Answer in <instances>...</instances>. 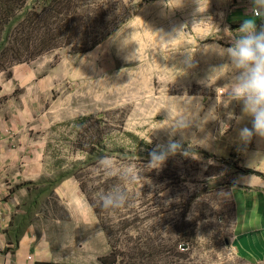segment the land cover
<instances>
[{"label": "rangeland", "instance_id": "374dc122", "mask_svg": "<svg viewBox=\"0 0 264 264\" xmlns=\"http://www.w3.org/2000/svg\"><path fill=\"white\" fill-rule=\"evenodd\" d=\"M4 2L0 73L35 70L42 80L28 104L44 176L14 189L17 232L41 248L36 264H248L233 249V189L259 176L244 171L260 173L263 150L257 135L239 137L251 128L242 104L225 102L233 2L74 0L76 38L61 37L63 15L47 11L39 21L48 0H26L11 14ZM43 41L57 47L27 61L26 44ZM179 107L195 114L184 129L174 123ZM171 142L179 147L150 164ZM106 164L128 178L107 175ZM114 185L127 200L104 209L98 197Z\"/></svg>", "mask_w": 264, "mask_h": 264}, {"label": "crops", "instance_id": "0c3cea01", "mask_svg": "<svg viewBox=\"0 0 264 264\" xmlns=\"http://www.w3.org/2000/svg\"><path fill=\"white\" fill-rule=\"evenodd\" d=\"M235 8L228 13L227 23L239 29L248 19H260L252 15L253 0H231ZM13 69L0 73V197L10 205L5 227L0 229V264L43 263L34 237L18 234L15 187L37 183L44 176L45 152L34 136L40 131L35 124V110L28 104L36 103L32 94L41 88V73ZM30 105V106H29ZM34 134V135H33ZM261 145L263 168L259 176L242 178L233 189L234 220L232 244L237 257L248 264H264V137L256 136ZM8 235L21 236L19 243L7 244ZM8 250V252H7ZM33 262H30V258Z\"/></svg>", "mask_w": 264, "mask_h": 264}, {"label": "clouds", "instance_id": "9594fccd", "mask_svg": "<svg viewBox=\"0 0 264 264\" xmlns=\"http://www.w3.org/2000/svg\"><path fill=\"white\" fill-rule=\"evenodd\" d=\"M255 7L251 9L254 17L264 18V0H253ZM231 62L233 75L227 86L225 102L236 101L242 104V111L251 117V128L243 127L239 130L242 141H250L253 135L264 137V24L259 28L255 19L245 20L233 35L231 46L226 49ZM187 105V104H185ZM180 114L175 118V126L179 129L187 128L194 117L187 107L180 108ZM159 151L150 153V164L164 162L167 155L174 152L179 144L171 142L164 149L157 146ZM109 158H102L107 161ZM107 175H119L128 178V170L106 164ZM127 192L120 186L114 185L106 192H102L98 200L104 209H115L123 206L127 200Z\"/></svg>", "mask_w": 264, "mask_h": 264}, {"label": "trees", "instance_id": "16d2710c", "mask_svg": "<svg viewBox=\"0 0 264 264\" xmlns=\"http://www.w3.org/2000/svg\"><path fill=\"white\" fill-rule=\"evenodd\" d=\"M9 2L14 6L15 9H11L10 10V14L18 11L20 9H24L23 6H21L22 2L23 4L26 2V0H9ZM48 2L50 3V9H44L43 12L39 15H36L39 19V21H43L41 19H44L48 12L47 11H52L55 14H57L58 16L63 15V19H62V24H60V30L63 31V33H61V37H67V38H71L74 37L76 38V34H78V32L80 31V28H78L77 23H81L79 21V18H77V13H76V6L74 4V0H48ZM0 7L3 8V11L5 9L8 8V3L4 2ZM72 15H75L74 17L70 18ZM11 16V15H10ZM28 16V15H27ZM29 19H31V16L28 17ZM57 28H59V25L57 26ZM27 31H30V28H26ZM25 30V31H26ZM58 35H57V40H53L55 43H58ZM75 38H73L72 40H70L68 43L69 45H72L75 41ZM24 47V44L22 45ZM57 47L56 44H47L46 41H43L41 44H37V45H32V44H26V48H27V57L28 60L27 61H32L37 59L39 56L43 55V53L48 52L50 50H53ZM17 48V47H16ZM15 48V54L19 55V60L21 62H23L24 56L25 54L22 53V48ZM34 48V49H33ZM244 174H258V175H262L261 173H257L255 171L252 170H246L244 171ZM57 186V185H56ZM55 186H52V189Z\"/></svg>", "mask_w": 264, "mask_h": 264}, {"label": "built area", "instance_id": "2783aa9c", "mask_svg": "<svg viewBox=\"0 0 264 264\" xmlns=\"http://www.w3.org/2000/svg\"><path fill=\"white\" fill-rule=\"evenodd\" d=\"M257 19H260V22L257 24V27L259 28L262 24H264V18L255 17ZM238 30L237 28L234 29L233 35ZM10 214V205L8 204L7 200L0 197V229L5 227L7 224V219L9 218ZM30 262H33V258L31 257Z\"/></svg>", "mask_w": 264, "mask_h": 264}]
</instances>
